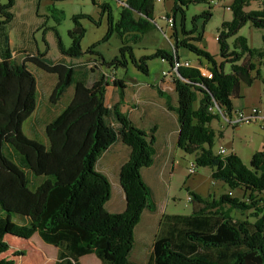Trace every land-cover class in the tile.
Segmentation results:
<instances>
[{"label":"trees","instance_id":"obj_1","mask_svg":"<svg viewBox=\"0 0 264 264\" xmlns=\"http://www.w3.org/2000/svg\"><path fill=\"white\" fill-rule=\"evenodd\" d=\"M215 1L221 0H172L173 8L167 16L174 20L173 52L159 49L140 59L134 54L133 45L156 30V0H126V5H119L117 20L110 4L100 5L102 15H108V31L88 51L81 47L86 30L80 22L92 20L90 16H74L69 48L64 47L53 28L62 56L56 63L40 52L24 53L19 62L13 57L15 50L7 34H0V264H17L13 256H25V252L17 251L4 257L11 249L7 237L31 240L36 234L57 249L53 264H80L86 255L96 256L100 264H134V232L144 211L157 210L151 187L141 175L144 168L153 164L155 137L137 129L122 113L120 104L106 106L107 77L89 83L88 77L81 78L75 64L67 59L94 55L113 69L108 75L111 79L116 77L117 68L126 69L130 64L147 75L148 61L153 58L167 61L172 68L180 59L181 47L205 60L213 78L202 77L197 67H181L176 78H169L177 97V107L173 109L180 126L177 145L185 154L195 155L196 168H210L212 181L224 183L228 190L219 197L190 192V214H164L149 264H264V150L253 154L249 166L232 152L218 155L213 148L219 133L212 126L220 119L213 114L215 105L231 113L233 101L242 97V86L250 87L256 79L262 80L257 65L264 58V47L250 48L247 39L239 36L231 50L228 39L237 36L248 23L264 30V6L246 11L252 2L264 0H232L233 20L221 25L217 39L220 63L192 43H202L203 33L195 23L198 17H212L210 9ZM92 2L97 4L96 0ZM15 4L17 0H8L0 6L4 17L1 28L15 19ZM199 4L208 5L209 9L192 18V29L188 31L187 11ZM51 17L59 24L65 14L53 7ZM180 34L187 38L180 40ZM114 35L122 47L119 56L108 62L96 49ZM228 63L230 72L225 71ZM97 66L98 63L90 70ZM30 67L57 78L49 97L51 105H57L69 89L74 90L66 109L45 126L47 144L28 138L23 132V124L37 109V78ZM123 82L115 79L111 84L122 88ZM116 142L131 150L119 172L126 197L121 214L106 210L112 186L106 175L97 170L99 158ZM237 191L242 196L234 195ZM234 212L250 214L240 219Z\"/></svg>","mask_w":264,"mask_h":264},{"label":"rangeland","instance_id":"obj_2","mask_svg":"<svg viewBox=\"0 0 264 264\" xmlns=\"http://www.w3.org/2000/svg\"><path fill=\"white\" fill-rule=\"evenodd\" d=\"M7 2L8 0H0V6ZM230 2H232V0L215 1L212 3V9H210L212 17L209 20H206L205 17H198L195 23L199 31L203 33V39L202 43L198 41H192V43L209 52L218 63H220L219 60H221L219 57L220 47L217 42L219 30L225 21L231 22L233 20ZM96 3L95 5L92 0H17V4H15L12 9V12L15 14V19L4 28L0 27V34H7L10 39L12 50L17 51L18 49L25 50L28 48L33 51L34 54L38 52L46 53V58L56 63L61 60L62 56L59 52L58 39L53 28L57 30L58 37L64 47L69 48L71 46V39L68 35L69 31L74 28V16L78 14L90 16L92 20L86 19L80 22L86 30V36H84L81 42V47L84 51H88L92 45L101 42L108 31V15H102L99 6L104 3L110 4L114 19H118L120 6L117 0H96ZM263 6L264 2L260 3L254 1L246 11L257 10L260 7L263 8ZM53 7L62 10L65 14V18L61 20L59 24H56L51 17V9ZM172 7V0H163V3L156 4V30L145 36L141 43L133 45L135 50L134 54L137 58L140 59L144 56H150L159 49L173 52V32L172 29L168 27L167 21L163 20V16L170 14V9ZM208 9V5L201 4L192 6L188 9V31L192 29V25L189 24L192 18ZM3 19L4 17L1 16L0 12V21ZM179 20L180 18L178 17V21ZM195 36H198V34H195ZM239 36H244L247 39L250 48L262 49L264 47V30L254 28L251 23L244 25L239 30L237 36L228 39L231 50L234 39ZM184 37L187 38V36L180 34L179 39L181 40ZM121 47V40L114 35L109 38L108 41L101 43L97 47L96 52L101 54L106 61L111 62L115 57L119 56ZM179 54L182 55V58L191 60L193 63H199V60L206 62L182 47L179 50ZM95 62L98 63L100 60H98V58H93L88 67H95ZM148 66L151 78L154 79L161 74L162 69L170 68L167 61L154 58L148 61ZM129 68L135 67L131 64L126 69L119 67L114 73L116 75L117 72L119 78L127 77L126 79H130L133 77V73L131 71L125 73ZM257 68L259 69V75L262 80L256 79L254 84L250 87H243L242 97L235 102L236 105H243V108H246V110L258 108L262 111L264 109V58L261 65H257ZM230 69L231 66L229 63L226 64L225 71L230 72ZM37 72H39V74H48L42 71ZM111 72H113V69H111ZM195 107H198L197 102ZM218 124L219 122L215 123L216 126ZM220 145L224 147L232 146L233 149L239 153L244 165L249 166L250 160H252V151L260 152L264 150V130H262L258 124L241 125L240 128L234 132L233 139L230 138L228 140L226 138L220 140L217 137L213 148L214 152L218 150ZM194 159L195 155H186L181 151L176 158L178 163L172 175L171 186L169 188L166 186L165 191L168 196L176 195L179 199L177 203H170L168 208L165 209L168 214H190L192 211V203L188 201L190 192H195L203 196H207L209 193H211L212 196L213 193L219 195V192L215 191V188L212 186V180L209 175L211 173L210 168H196L194 174L188 175V168L191 164H194ZM234 195L242 196V193L241 191H237ZM249 214L250 213L241 215L240 212H234L233 215L236 218L245 219ZM7 241L11 249L4 257H10L17 251L25 252V256H13L17 264H53L56 260V248L44 243L37 234L34 235L31 240L9 236L7 237ZM89 260V258H83L81 264H89ZM97 264H100L99 260Z\"/></svg>","mask_w":264,"mask_h":264},{"label":"crops","instance_id":"obj_3","mask_svg":"<svg viewBox=\"0 0 264 264\" xmlns=\"http://www.w3.org/2000/svg\"><path fill=\"white\" fill-rule=\"evenodd\" d=\"M231 3L232 2H230V4ZM24 53L31 54L34 52L28 48L25 50L18 49L13 53V57L19 60V62H22L25 57ZM178 55L181 60L189 61L195 66L206 64V62L200 60L199 63H193L191 60L182 58V55L179 53ZM93 58L95 59L98 57L89 55L80 60H67V62L75 64L74 66L76 67L79 76L84 79H87L88 77L89 83L101 79L102 76L107 77L106 80L108 86L106 87L105 96L106 106L112 108L120 104L122 113L128 116L137 129L144 131L147 134L152 133L155 137L156 155L153 159V164L150 167L144 168L141 175L145 183L151 187L156 201L157 210L154 213H150V211L147 210L144 211L141 221L134 232L135 246L131 253L132 263L149 264L154 248V241L157 233H159L161 218H163L164 214L177 215L168 214L165 211L170 203L175 204L179 199L176 195L168 196L165 188L166 186H168V188L171 186L172 175L178 163L176 158L179 152L181 151L185 154L177 145L180 126L175 112L173 111V109L177 107V97L174 91L168 92L161 87V85H173V81L168 77L163 78V72L169 71L171 66L170 68L162 69L161 74L155 79L151 78L150 71L145 75L135 68H129L125 71V73H129V71L133 73V77L130 79H126L127 77L119 78L116 72L115 79L124 81L123 87L117 88L111 84V79H109L108 75L111 76L113 72H111L108 65L102 64L103 60L98 58L100 62H98L99 64L97 68L93 69V71L90 70L88 63ZM219 61L221 62V60ZM30 69L37 78V109H35L34 113H32L25 124H23V132L28 138L47 144L48 139L45 134V126L51 123L62 110L66 109L74 95V90L73 88L69 89L67 94L64 95L57 105H51L49 103V97L53 92L57 78L49 74H39V72H37L38 70L34 69V67H30ZM243 87L245 86H242V90ZM236 101L237 100L233 101L234 109L243 108V105H236ZM243 110H246V108H243ZM216 122H219L217 126L215 125ZM212 126L214 130L219 133L218 138L220 140L226 138L228 140L230 138L233 139L234 132L240 128V126L236 127L237 129L228 127V125L224 124L221 119L212 123ZM219 147L224 146L220 145ZM224 148H226L229 153L232 152L240 157L239 153L236 152L232 146ZM217 152L218 150L215 153ZM255 152L256 151H252L251 156H253ZM10 153L13 158L18 160L15 152L11 151ZM130 154V148L123 145L121 142H116L99 158L97 162L98 172L106 175L112 186L111 199L106 204V210L111 214H121L126 207V197L121 188L119 172L127 162ZM211 174L212 171L209 174L210 177ZM212 186L215 188V191L219 192H217L219 195L213 193V196L215 197H219L222 193H225L228 190L226 185L222 182L212 181ZM209 195H211V193L207 196ZM189 202L192 203V201ZM55 256L57 259V254ZM83 258H89V264H97V261L99 260L94 255H86L81 258L79 261L80 264Z\"/></svg>","mask_w":264,"mask_h":264},{"label":"built area","instance_id":"obj_4","mask_svg":"<svg viewBox=\"0 0 264 264\" xmlns=\"http://www.w3.org/2000/svg\"><path fill=\"white\" fill-rule=\"evenodd\" d=\"M119 5H126V0H117ZM163 3V0H156V4ZM163 20L167 21L168 27L170 29L173 27L174 20L172 18H168L167 16H163ZM167 37V36H166ZM191 68V67H197L201 76L207 79H212L213 74L210 71V67L208 64H200L193 66L191 62L184 61V60H175L174 66L170 68L169 71L163 72V78L169 77V78H176V72L179 68ZM115 79L112 77L111 82H113ZM161 87L168 92L174 91V85H161ZM213 114L218 115L219 118L224 122V124L228 125V127L236 128L241 125H252V124H258V126L264 130V109L261 111L258 108H251L249 110H243L241 109H234L231 113H228L227 110L220 108L218 105H215V109H213ZM218 155L221 156H228L230 153L227 151L224 147L218 148ZM189 175L194 174L196 172V165L191 164L189 167ZM191 196L189 197V201H191Z\"/></svg>","mask_w":264,"mask_h":264}]
</instances>
